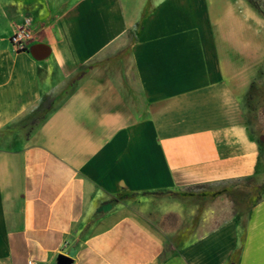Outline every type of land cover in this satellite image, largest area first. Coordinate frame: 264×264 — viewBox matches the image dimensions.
Returning <instances> with one entry per match:
<instances>
[{"label": "crops", "instance_id": "0c3cea01", "mask_svg": "<svg viewBox=\"0 0 264 264\" xmlns=\"http://www.w3.org/2000/svg\"><path fill=\"white\" fill-rule=\"evenodd\" d=\"M215 1L0 0V264H264L247 32Z\"/></svg>", "mask_w": 264, "mask_h": 264}, {"label": "rangeland", "instance_id": "374dc122", "mask_svg": "<svg viewBox=\"0 0 264 264\" xmlns=\"http://www.w3.org/2000/svg\"><path fill=\"white\" fill-rule=\"evenodd\" d=\"M236 4L233 18L226 20L227 16L223 8L224 2ZM215 17L224 19V27L233 28L237 34L246 30L245 41L241 38L240 44L245 45L244 54L247 65L246 82L236 85L237 92L244 91L242 110L245 122L248 124L251 134L256 140L264 162V18L257 13L246 0H216L213 4ZM245 10V11H244ZM249 31V32H248ZM238 43V42H237ZM237 55L238 45H237ZM250 65V69H248ZM254 181L246 182L251 184ZM255 186L247 195H251V203L262 200L264 196V180L255 181ZM241 194H244L241 192Z\"/></svg>", "mask_w": 264, "mask_h": 264}, {"label": "built area", "instance_id": "2783aa9c", "mask_svg": "<svg viewBox=\"0 0 264 264\" xmlns=\"http://www.w3.org/2000/svg\"><path fill=\"white\" fill-rule=\"evenodd\" d=\"M31 18L24 17L22 24L12 33L10 37V44L16 53H23L28 51L30 43L33 41L31 32ZM27 264H37L29 261Z\"/></svg>", "mask_w": 264, "mask_h": 264}, {"label": "water", "instance_id": "95a60500", "mask_svg": "<svg viewBox=\"0 0 264 264\" xmlns=\"http://www.w3.org/2000/svg\"><path fill=\"white\" fill-rule=\"evenodd\" d=\"M29 53L37 60L45 59L48 55L47 47L36 45L29 49ZM72 260L66 256H59L57 264H71Z\"/></svg>", "mask_w": 264, "mask_h": 264}, {"label": "trees", "instance_id": "16d2710c", "mask_svg": "<svg viewBox=\"0 0 264 264\" xmlns=\"http://www.w3.org/2000/svg\"><path fill=\"white\" fill-rule=\"evenodd\" d=\"M248 4L264 18V0H246ZM35 119L31 122V125H35L39 120Z\"/></svg>", "mask_w": 264, "mask_h": 264}]
</instances>
